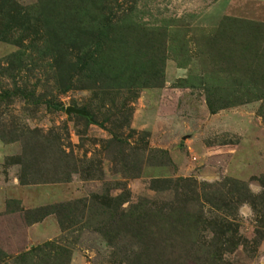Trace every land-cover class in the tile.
Wrapping results in <instances>:
<instances>
[{"label": "rangeland", "instance_id": "374dc122", "mask_svg": "<svg viewBox=\"0 0 264 264\" xmlns=\"http://www.w3.org/2000/svg\"><path fill=\"white\" fill-rule=\"evenodd\" d=\"M250 24L264 0H0V187L51 199L6 201L0 264H264Z\"/></svg>", "mask_w": 264, "mask_h": 264}, {"label": "crops", "instance_id": "0c3cea01", "mask_svg": "<svg viewBox=\"0 0 264 264\" xmlns=\"http://www.w3.org/2000/svg\"><path fill=\"white\" fill-rule=\"evenodd\" d=\"M29 192V188L20 186L15 177L5 180L3 186L0 187V212H5L6 201H17L20 204V208L26 211L41 208L50 204V198H48V203L45 202V199H47L45 195H40L42 197L39 195L30 197ZM26 230L27 234L30 236L33 234H40L41 231L46 232L44 234L46 236L55 232V226L50 218H45L41 222L28 226Z\"/></svg>", "mask_w": 264, "mask_h": 264}, {"label": "trees", "instance_id": "16d2710c", "mask_svg": "<svg viewBox=\"0 0 264 264\" xmlns=\"http://www.w3.org/2000/svg\"><path fill=\"white\" fill-rule=\"evenodd\" d=\"M249 27L255 31L264 32V26L250 24Z\"/></svg>", "mask_w": 264, "mask_h": 264}, {"label": "water", "instance_id": "95a60500", "mask_svg": "<svg viewBox=\"0 0 264 264\" xmlns=\"http://www.w3.org/2000/svg\"><path fill=\"white\" fill-rule=\"evenodd\" d=\"M70 112H74V110L71 109V108H68V109L66 110V113L68 114V113H70Z\"/></svg>", "mask_w": 264, "mask_h": 264}]
</instances>
